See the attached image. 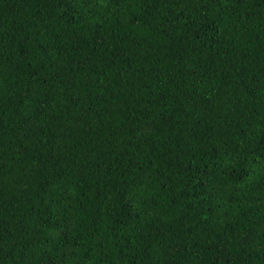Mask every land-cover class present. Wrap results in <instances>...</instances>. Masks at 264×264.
<instances>
[{"label":"trees","instance_id":"1","mask_svg":"<svg viewBox=\"0 0 264 264\" xmlns=\"http://www.w3.org/2000/svg\"><path fill=\"white\" fill-rule=\"evenodd\" d=\"M0 264H264V0H0Z\"/></svg>","mask_w":264,"mask_h":264}]
</instances>
